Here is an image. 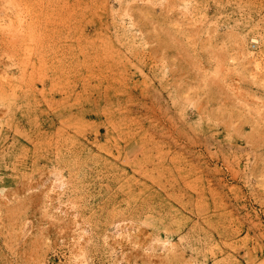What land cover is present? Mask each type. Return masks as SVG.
<instances>
[{"label":"rangeland","instance_id":"rangeland-1","mask_svg":"<svg viewBox=\"0 0 264 264\" xmlns=\"http://www.w3.org/2000/svg\"><path fill=\"white\" fill-rule=\"evenodd\" d=\"M0 264H264V0H0Z\"/></svg>","mask_w":264,"mask_h":264}]
</instances>
